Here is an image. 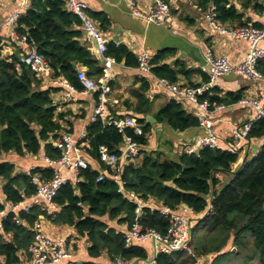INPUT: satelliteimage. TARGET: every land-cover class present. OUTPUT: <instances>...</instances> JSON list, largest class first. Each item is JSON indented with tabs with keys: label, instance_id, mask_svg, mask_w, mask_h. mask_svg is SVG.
Listing matches in <instances>:
<instances>
[{
	"label": "trees",
	"instance_id": "1",
	"mask_svg": "<svg viewBox=\"0 0 264 264\" xmlns=\"http://www.w3.org/2000/svg\"><path fill=\"white\" fill-rule=\"evenodd\" d=\"M43 1L30 0L29 9L18 20L15 31L26 36V46L34 48L45 60L51 69V78L65 81L81 92L77 79L79 67H85L87 76L95 81L103 74L99 61L81 41L83 22L67 8V0ZM163 1L169 3V0ZM193 1L202 13L213 5L216 22L220 25L262 28L246 13L263 17L264 0ZM84 14L97 23L99 29L106 30L109 26L108 18L101 12L84 11ZM9 44L16 47L12 40ZM7 45L0 37V158L9 153L18 157L36 155L43 148L48 158L57 159L59 152L48 140H55L62 133L70 134L71 130L62 126L63 115L56 112L51 98L54 90L42 89L39 78L24 66L18 72L17 57L14 54L3 56ZM174 53V50H161L151 59V73L155 78L174 84L179 76L188 79L193 73L181 62L176 61L174 67L163 63ZM104 56L126 67L137 66V57L124 45L107 44ZM256 69L264 76V60L257 63ZM207 81L205 77L204 82ZM140 82L139 89L132 95L136 99L134 116L143 126V134L133 136L130 128L125 129L124 134L143 149L151 124L143 117L149 112V101L145 97L149 83L143 78ZM220 93L214 87L202 94L199 101L206 100L210 108L214 105L229 107L242 98L241 91L224 96ZM155 119L173 132L199 128L197 118L176 100L160 108ZM258 139L263 140L258 151L240 164H237L239 152L203 147L195 153L182 151L175 160H161L155 152L143 149L139 163L122 167L120 181L126 192H133L145 202L155 201L161 207L171 210L186 207L195 215H201L190 230L192 254L185 251L159 254L157 264H197L199 259L209 256H212L210 264H264V118L255 121L247 135L249 142ZM86 140L89 159L100 167L94 169L89 165L80 172L81 180L77 184L63 185L53 198L57 206L55 212L46 215L33 207L27 213L17 212L23 223H15L13 213L2 220L0 255L4 256L6 264H17L21 255L27 253L34 237L31 227L39 215H45L54 225L72 227L78 236L87 239L86 252L90 260L79 264H99L95 260L102 255L110 262L117 258L127 262L147 257L142 246L126 248L124 233L113 223L130 227L136 218L135 205L118 192L116 184L107 180L96 182L99 173L106 169L97 159L99 147L117 153L123 135L114 126L103 125L98 120L86 129ZM34 174L46 180L52 172L37 167L30 175L18 173L12 162L0 159L1 192L6 201L18 204L33 195L35 185L31 177ZM228 174L231 179L221 188L218 176ZM138 220L142 228L161 234H165L169 226L158 210L149 207L141 210Z\"/></svg>",
	"mask_w": 264,
	"mask_h": 264
},
{
	"label": "built area",
	"instance_id": "2",
	"mask_svg": "<svg viewBox=\"0 0 264 264\" xmlns=\"http://www.w3.org/2000/svg\"><path fill=\"white\" fill-rule=\"evenodd\" d=\"M14 12L4 22L5 27L12 29V41L16 46H26V36L16 33L15 28L20 17L29 9L30 0H16ZM67 8L74 12L83 22V28L93 37L98 45V51L103 55L106 51V41L102 38L98 28L84 14L86 6L78 0H67ZM131 14L135 18L143 20L147 25L163 24L170 17V6L163 0H152L147 6L146 13L139 12L134 3L130 4ZM204 18L210 28L223 35H228L233 39H240L249 42V52L247 58L241 64L231 67L226 56L215 57L208 50L204 63L200 66V71L205 73L208 81L197 87H178L175 84L168 83L165 80L157 79V81L176 97L186 99L197 107L195 117L198 120L199 127L203 130V134L198 136L193 144L185 150L187 153H195L203 147L211 149L226 150L231 153H237L243 148V143H247V135L251 125L258 119L264 118V103L254 99H240L237 104L241 106L251 107L254 111V118L247 121L241 126H233L230 132V143L226 148L218 143L217 132L214 128V122L209 115L214 111L224 110L227 106L214 105L211 106L206 100L199 101L208 90L216 87L217 79L230 73L243 75L253 80H262L264 76L257 71L256 65L259 61L264 60V48H259L258 43L264 39V27L257 29L252 26L229 28L216 22V11L213 5L204 13ZM18 61L16 64L17 71L21 67L28 69L38 78H43L51 73V69L45 60L32 47H28L23 54L16 55ZM103 74L94 81L87 77L83 70L77 73V79L82 86V93L95 92L97 94V104L94 108L92 123L101 121L103 125L114 126L119 133L123 135L122 144L117 147V153L110 151L104 146L98 149V162L105 166V171H101L96 178V182L104 180L110 181L118 186V192L130 203L134 204L135 222L130 227H124L125 247L132 245L142 246L150 242L152 248L151 254L145 259H133L124 261L117 258L114 262L108 264H157L156 258L159 254H171L173 252L185 251L192 254L189 246L190 230L193 226L195 215L192 210L186 207H179L177 210H171L167 207H150L152 210H158L169 223L165 234H161L155 230L144 229L139 224L141 210L147 207L138 195L133 192H126L120 181L121 169L124 165L135 163L141 156L142 147L131 136L124 134L125 129H132L133 136H142L143 126L139 124L133 117H123L114 119L109 116L107 111V95L110 92L108 79L110 76V68L114 64L113 59L104 57ZM151 57L147 52H142L137 56L136 69L141 75H152ZM153 76V75H152ZM155 78V77H154ZM71 92L77 91L68 85L62 83ZM49 143L59 152L57 159H50L46 156L43 158V166L41 168L50 170L52 175L49 179H42L37 174L31 177L32 184L35 185V193L23 202L11 204L6 201L4 194L0 198V230L2 228V220L9 214H15V223H23L18 217L17 212H29L31 208H38L41 212L49 215L57 210L53 198L58 190L66 183L77 184L80 178V172L90 165V159L86 153L88 142L86 133L75 139L71 135L62 133L55 140H49ZM90 160V161H89ZM35 169V168H34ZM33 170V169H32ZM30 175V171H27ZM80 205V204H78ZM210 210V206L207 211ZM45 215H39L34 222L31 230L34 237L26 254L21 255L17 264H78L73 260V247L71 238L68 233L57 236H50L44 232L43 222L46 221ZM144 249V248H143ZM0 264H6L4 256L0 255Z\"/></svg>",
	"mask_w": 264,
	"mask_h": 264
},
{
	"label": "crops",
	"instance_id": "3",
	"mask_svg": "<svg viewBox=\"0 0 264 264\" xmlns=\"http://www.w3.org/2000/svg\"><path fill=\"white\" fill-rule=\"evenodd\" d=\"M78 1L86 6L84 11L101 12L108 18L109 26L106 30L99 29L97 23L93 22L102 38L105 39L106 48L109 43H113L116 46L124 45L136 57L145 51L150 55L151 59L158 51L174 50V56L168 57L163 63L174 67L176 61L181 62L186 70L193 72L188 79L179 76L174 83L178 87H197L204 83V78L207 75L200 71V66L204 63V57L208 50L215 57L226 56L231 67L244 62L249 52L248 41L233 39L210 28L204 18V13L199 11L193 0H169L170 17L160 25H147L143 20L135 18L131 14V3H134L135 8L139 12L146 13L147 6L152 0ZM16 4V0H0V37L8 42L3 51V56L9 54L18 56V54L21 55L25 50H28L27 46L14 47L9 44L12 40V29L4 25V22L14 12ZM246 15L251 18L253 23L258 22L262 28L264 27V16L260 17L251 12H247ZM185 18H189L188 21H185ZM81 41L99 61V56L89 36L84 35ZM258 47L264 48V39L258 43ZM102 56L105 57L104 54ZM99 66L103 72V65H101L100 61ZM79 70H83L87 75L85 67H79ZM142 78L146 79L149 83V89L145 93V97L149 101V112L143 117L146 119V117L150 116L154 119V122L146 119L151 124L149 133L145 135L149 136L148 143H150L146 144L143 149L148 152H155V154L164 153L167 159L175 160L179 153L189 148L194 140L203 134V130L199 127L183 132H173L166 124L157 123L155 119L156 112L170 100L178 101L186 112L194 116L196 115L197 107L186 99L176 97L164 88L154 76L141 75L136 68L126 67L122 63L114 62L110 68L108 79L110 92L107 95V111L109 116L114 119L123 117L135 118L133 107L136 105V99L132 95V92L139 89ZM39 81L42 89L54 90L51 93V98L53 104L56 106V112L63 115L62 126L66 130H71L69 135L77 139L81 134L86 133V129L92 123L94 108L97 104V94L95 92H88L86 94L82 92L73 93L62 84L65 81L51 78V73L43 78H39ZM216 84V88L221 91L220 96L241 91V99H254L260 101L262 104L264 103V79L253 80L243 75L230 73L220 76ZM209 118L214 122L219 145L222 148H226L230 143V132L233 126H241L247 121L252 120L254 118V111L251 107L241 106L236 103L232 106H227L224 110L212 112ZM262 141L259 139L252 140L250 146L247 143L245 145L244 142L237 164H240L246 157L250 158L253 155L252 146H255L258 151ZM44 156L45 151L42 148L36 155L18 157L13 153H9L3 155L2 159H0L12 162L16 172L20 168L21 171L18 173H27V171H31L34 168L42 167ZM141 158L142 155L135 163H139L137 161H140ZM237 164L234 166V169L237 167ZM90 165L94 169H99L100 167L98 163L93 161H90ZM226 176L219 175L218 178L223 182L222 178ZM2 195L0 184V198H2ZM146 204L147 207H161L159 203L152 200L146 202ZM200 216L195 217L197 219ZM43 227L44 232L50 236L66 233L63 229L68 231V235L69 231L76 234L72 227L57 226L47 220L43 222ZM59 230H62L61 233ZM69 237L71 236L69 235ZM82 240L83 245L78 248L73 247L72 250L73 260L78 264L90 260L86 252L87 239L82 238ZM204 260L205 257L199 259L197 264H203ZM95 262L108 264L110 261L106 255H102Z\"/></svg>",
	"mask_w": 264,
	"mask_h": 264
},
{
	"label": "rangeland",
	"instance_id": "4",
	"mask_svg": "<svg viewBox=\"0 0 264 264\" xmlns=\"http://www.w3.org/2000/svg\"><path fill=\"white\" fill-rule=\"evenodd\" d=\"M145 140H146V144H149L148 143V140H149V136H145ZM161 152V151H160ZM157 155L160 157V159L161 160H165L166 159V155L164 154V153H157ZM140 158V157H139ZM138 158V159H139ZM1 159H2V157H1ZM4 161H9V160H4ZM137 162H140L139 160L137 161ZM18 170V172H20L21 171V169L19 168V169H17ZM230 179H231V175H227L225 178L223 177L222 178V184H221V188L225 185V184H227L229 181H230ZM116 222V221H115ZM115 222H113L114 223V225H115V228L117 229V230H119L120 228H124V227H127V226H125V225H118L117 223H115ZM122 229L120 230V231H122ZM61 231L62 230H59V232L61 233ZM63 231L64 232H66V233H68V231L67 230H65V229H63ZM69 235L71 236L70 238H71V243H72V247H80V246H82L83 245V240H82V238H80V237H78L74 232H72V231H69ZM143 248H144V250H145V253H146V255H149V254H151V252H152V248H151V246H150V242H147V243H145V244H143ZM211 259H212V256H209V257H205V260H204V262H203V264H210V262H211Z\"/></svg>",
	"mask_w": 264,
	"mask_h": 264
},
{
	"label": "water",
	"instance_id": "5",
	"mask_svg": "<svg viewBox=\"0 0 264 264\" xmlns=\"http://www.w3.org/2000/svg\"><path fill=\"white\" fill-rule=\"evenodd\" d=\"M43 2L46 3V0H44ZM83 34L86 35V36H89L88 32L86 30L83 31ZM89 39L91 40V42H92V44L94 46V49H95L97 55L99 56L98 59H99L101 65H104V63H105L104 57L98 51V45H97L96 40L93 37H90V36H89ZM146 119L149 120L150 122H154V119L151 118L150 116L146 117ZM247 144L250 146V142L249 141H247ZM256 152H257L256 147L252 146V153L255 154ZM232 251H235V249L232 248Z\"/></svg>",
	"mask_w": 264,
	"mask_h": 264
}]
</instances>
